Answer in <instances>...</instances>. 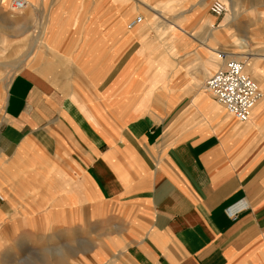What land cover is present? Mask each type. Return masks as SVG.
I'll return each mask as SVG.
<instances>
[{
	"label": "crops",
	"instance_id": "1",
	"mask_svg": "<svg viewBox=\"0 0 264 264\" xmlns=\"http://www.w3.org/2000/svg\"><path fill=\"white\" fill-rule=\"evenodd\" d=\"M24 1L25 11L45 9V27L61 25L37 36L50 43H37L7 85L1 205L16 213L23 200L18 213L72 215L66 231L83 225L74 214L94 225L113 213L131 264H264V53L259 82L245 70L263 97L239 123L204 89L222 69L227 41L207 34L199 13L198 30L160 17L172 30L164 57L145 42V24L158 14L129 28L138 17L124 26L121 6L110 30L108 1L76 29L67 0ZM207 5L212 25L225 23ZM239 5L231 31L264 51V9L240 36L232 25ZM45 250L64 263L63 250Z\"/></svg>",
	"mask_w": 264,
	"mask_h": 264
},
{
	"label": "rangeland",
	"instance_id": "2",
	"mask_svg": "<svg viewBox=\"0 0 264 264\" xmlns=\"http://www.w3.org/2000/svg\"><path fill=\"white\" fill-rule=\"evenodd\" d=\"M108 1L111 2L108 12V16L111 18L110 30L115 29L114 26L117 24L116 19L120 15L119 8L121 6L125 9V14L121 12L123 14L121 17L125 19L122 23L124 26L133 16V18L141 16L145 18L146 14L149 16L158 14V22L154 23L150 20L148 24H145L144 29H152L148 31L145 42L146 46L157 48V54L162 53L164 57L165 53L163 52L167 49V43L171 44V38L167 35L172 30L164 25L163 19L160 17L167 18L169 22L177 25L179 23L192 24L191 28L198 30L199 0H67L69 14L73 19H77L74 28L80 29L81 25L87 23L85 18H94L98 10L104 13L106 9L104 4ZM211 3L208 4L209 7L207 5L208 9ZM239 3L238 16L240 12L241 15L240 17L237 16V20L235 17L233 25L235 23L237 27L242 29L243 33H240V36H245L244 32L247 25L250 24V19L259 24V13L260 10L262 12L264 9V0H239ZM39 8L40 12L34 13L28 8L23 12L14 11L9 0L0 5V126L4 122L8 83H11L12 78L20 72L19 69L31 60L32 53L35 55L38 48H35L37 43L40 42L39 45H41L44 40L50 43V39L37 36L42 35L44 31L59 28L61 25L60 22L53 21L47 23L45 27L46 23L44 22L47 19V14L43 7ZM58 8L64 10L62 6ZM29 12L30 17H28ZM98 15L100 16V14ZM225 16L220 18L218 22L225 21ZM82 22L84 23L82 24ZM90 25L91 22H88L82 28ZM219 26L215 27L218 28ZM257 29L260 31L259 28ZM249 42V47L244 51L234 50L237 56H240L238 59H243L244 63L247 57L252 58L251 55H255L254 57H258V59L263 56V53H258L259 51L256 52L252 49L254 41L249 40ZM258 48L261 47L258 46L254 49L258 50ZM225 52H229V50ZM5 165L4 159L0 157V184L2 185L5 183V178L1 171ZM19 183L22 185V181ZM21 185L19 186L21 187ZM2 192L4 193V191ZM21 202L23 200H19V203ZM19 203L12 205L18 206L13 207L16 213L7 210V204H0V211L5 210L7 212L5 214L0 213V264H53V255L45 250L50 245L64 251L65 261L62 264H131L124 251H121L125 245L121 244V239L118 237L120 225H117V221L113 220L115 218L113 213L106 217V220L95 217L94 225H85V214H74L73 220H77L83 225H70L76 230L66 231V228L69 227L66 225V220L69 221L72 215L18 213L22 210ZM38 220H40V224L37 225Z\"/></svg>",
	"mask_w": 264,
	"mask_h": 264
},
{
	"label": "built area",
	"instance_id": "3",
	"mask_svg": "<svg viewBox=\"0 0 264 264\" xmlns=\"http://www.w3.org/2000/svg\"><path fill=\"white\" fill-rule=\"evenodd\" d=\"M11 7L14 11L21 12L25 10L26 2L13 0ZM209 11L215 17H222L228 12V7L223 2L215 0L211 3ZM141 22L142 18L138 17L129 24V28ZM219 57L226 60L225 66L207 79L204 89L237 122L245 123L249 120L252 109L262 99L263 93L258 84L245 73L244 62L227 59V53H219ZM4 200L0 193V204Z\"/></svg>",
	"mask_w": 264,
	"mask_h": 264
},
{
	"label": "bare ground",
	"instance_id": "4",
	"mask_svg": "<svg viewBox=\"0 0 264 264\" xmlns=\"http://www.w3.org/2000/svg\"><path fill=\"white\" fill-rule=\"evenodd\" d=\"M209 1L210 0H200L199 1V3H200L199 4V9H202V10H201V12H198V13L201 15V17H205L207 19L206 32H207V34H209L211 36H213V35L216 36V34H217V36L221 37V40L222 39L224 40V38H226L227 42L222 44L223 50L226 51L227 49H229V52H226L227 55H228V58L229 59H233L234 58V60L236 58V60H237L238 58H240V56H237V54L234 53L231 50H234L235 48H239L241 51H244L245 49H247L249 47V43H250L249 40L250 41H254L253 39L236 38L234 33H233V31H231V29L229 27L230 23H232V22H230L231 18H233L234 15L236 14L237 0H221L224 3L229 2V4L227 6L228 7V12H227V14L225 16L226 17V21H225V23L223 22L218 28L213 26L212 23L209 21L210 17L209 16H205V14H204L206 5H207V3ZM23 11H21V12H23ZM212 40H214V39H212ZM259 52L264 53V51H259ZM257 60H258V57H253V58L247 57L246 60H245V70L248 71L257 82H259V79L255 76V74L257 72V66L259 64V62ZM224 65H225V60H223V65L220 67V69L223 68Z\"/></svg>",
	"mask_w": 264,
	"mask_h": 264
}]
</instances>
